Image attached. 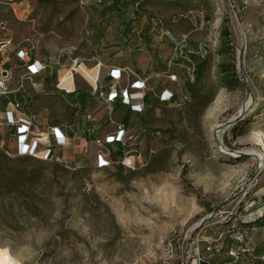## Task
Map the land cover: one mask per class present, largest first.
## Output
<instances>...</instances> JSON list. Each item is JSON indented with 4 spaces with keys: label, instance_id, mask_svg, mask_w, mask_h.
<instances>
[{
    "label": "rangeland",
    "instance_id": "obj_1",
    "mask_svg": "<svg viewBox=\"0 0 264 264\" xmlns=\"http://www.w3.org/2000/svg\"><path fill=\"white\" fill-rule=\"evenodd\" d=\"M98 3L0 0L2 55H12L16 72L21 63L14 51L21 46L46 61L75 60V83L89 90L95 53L87 31L96 25ZM153 5L168 31L186 34L185 46L210 49V70L221 27H227L223 41L231 50L224 58L233 59L234 79L219 83L210 101L187 113L177 107L186 78L179 70L176 101L131 117L140 142L133 156L111 158L103 144L91 141L72 161L49 160L44 180L30 190L0 191V246L21 264H186L197 253L208 255V244L218 251L240 226L241 214L259 216L261 228L249 237L264 240V0ZM168 78L152 76L146 86L168 88ZM52 81L49 76L45 84ZM60 84L72 88L66 75ZM41 99L51 118L65 117L63 99ZM102 101L93 96L89 109L104 107ZM125 112L115 104L110 117L117 122ZM162 147L168 152L160 168L146 172V159ZM98 154L106 165L97 166Z\"/></svg>",
    "mask_w": 264,
    "mask_h": 264
},
{
    "label": "trees",
    "instance_id": "obj_2",
    "mask_svg": "<svg viewBox=\"0 0 264 264\" xmlns=\"http://www.w3.org/2000/svg\"><path fill=\"white\" fill-rule=\"evenodd\" d=\"M174 1L168 0L167 4H174ZM145 3L146 0H99L97 22L96 25L89 26L87 32H91V34L88 36L87 42L92 46L95 55L106 65L127 67L137 77L145 79L147 84L150 77L155 76V74L163 77H168V75H176L177 77V72L183 70L186 76L183 81L185 97L177 102V107L181 111L193 113L212 99L219 83H228L234 79L231 74L235 70L233 59L224 58L231 48L228 42L223 41V38L229 36L230 31L224 25L221 27L220 43L212 51L218 60L216 67L210 70L208 67L210 49L203 56L187 50H184L181 55L175 56V42L163 31L166 26L150 9L149 6L153 4ZM114 30H117V35L109 38L108 34L114 33ZM170 34L173 38H179L171 32ZM109 40L112 41L109 42ZM191 44L193 47L197 46L194 42ZM188 68H192L190 74L187 71ZM105 78L109 84L110 75H106ZM168 80L171 81L169 88L172 89L175 80L171 77ZM161 89L162 87L159 86L144 93L142 98L144 107L153 108L178 99V95L174 93L170 101L160 100ZM74 93L75 96H73ZM89 98L88 92L80 88L64 94L66 109L68 114L72 116L69 123L74 125L82 123V116L87 109ZM115 104L122 105L126 109L123 119L117 122L128 125L131 117L139 114L122 102L120 97H116L112 102L110 116ZM85 124L90 126L91 121ZM92 134L94 137V133ZM139 146L138 140H127L125 144L114 141L107 145L109 152L116 158H121L125 154L137 153ZM167 152L168 149L165 147L152 152L146 159L143 169L146 172L159 169L167 156ZM48 161L31 155L9 154L5 148L0 147V191L10 192L20 190L21 187L25 186L27 190H30L32 186L44 180L43 169L50 164ZM52 165L55 167L58 164ZM29 203H32L31 196ZM259 220V216L248 218L246 214H241L238 219L240 226L233 229L232 232L234 234L236 231H243L245 237H249L251 233L257 232L261 228L258 226L262 224ZM255 229L256 231H254ZM259 253H264V240L261 239H258L257 242L253 241V247L246 256L242 255L238 259L229 256L224 264H258L257 261L251 259V256ZM203 261L200 264H204ZM206 264H213L210 258Z\"/></svg>",
    "mask_w": 264,
    "mask_h": 264
},
{
    "label": "crops",
    "instance_id": "obj_3",
    "mask_svg": "<svg viewBox=\"0 0 264 264\" xmlns=\"http://www.w3.org/2000/svg\"><path fill=\"white\" fill-rule=\"evenodd\" d=\"M168 0H146L145 4H167ZM152 10L154 5L149 6ZM160 13V12H159ZM207 18V15L203 16ZM200 20V19H199ZM197 22V20L195 19ZM117 30H114V33L110 32L109 38L116 36ZM112 40H109V42ZM5 45V44H3ZM2 45V46H3ZM2 46L0 47V76L3 77L5 80V87L6 92L0 93V147L5 148L7 152L14 153V146H15V128L13 125L7 124L4 120V110L9 108L10 103L13 100H19L21 103V110L32 119L33 124L38 127L42 131H47L50 126H58L63 134L66 136L65 142L62 145H57L55 147L56 154L59 160L63 161H72L74 160L75 153H77V149L80 148L79 152H82V147L87 144L88 142H94V139L97 137H103L106 133L111 132L115 128L116 123L122 122H114L110 119V125L108 124V119H106V114L110 117V111L112 108V103L108 104L107 102L102 101L103 106L97 108H91L90 106V99L95 96V98H100L98 96V90H102L107 92L112 87L116 89H120L124 85H128L133 78L137 77L131 70L124 71L120 78L116 81V83H112L110 78V83L107 84L105 81V76L108 75V68L110 66L106 65L98 56L94 55L93 58L99 59L101 61V65L98 67L95 63L92 65L90 70L94 71L95 74H98V81H97V90H94L93 85L94 83L91 80H87L89 83V90L82 88L79 86L78 83H75V73L71 79L72 88H67L68 86L61 85L57 86V81L64 75H66V70L70 67V63H61L60 61H46L43 58L36 57L29 48L25 46H21L19 48H26L29 50L30 58L37 59L38 61L45 63L43 69L39 72L36 76L37 86H32L28 80V78L22 77L26 73L25 63L20 60L17 55L16 51L14 54L16 55L17 59H19L21 65L18 72L15 71V65L12 63L11 57L12 55L8 53L7 55H2L3 49ZM72 64V63H71ZM59 66V67H57ZM61 68H63V72H61ZM131 72L134 77L131 78ZM16 73V74H15ZM94 74V75H95ZM51 76L52 83L45 84L48 77ZM130 77V79H128ZM146 85H147V81ZM76 88H80L81 90H85L88 92L90 98L87 109L85 114L82 116V123L79 125H74L69 123L72 116L68 114V110L66 111L65 117L61 120L56 118H51L49 115V106L41 99L44 95L49 94L50 97H58L64 99V94L73 92ZM169 88V87H168ZM149 89V88H148ZM150 88L149 90H152ZM59 90V92H57ZM75 96V93L73 94ZM41 97V98H40ZM44 99V98H43ZM42 100V101H41ZM89 114V118L86 115ZM133 114V112H131ZM75 116V115H74ZM91 121L90 126H86L85 123ZM126 126H129L126 124ZM103 128H107L106 131L102 132ZM111 128V129H110ZM70 130H73V133H70ZM94 133V137L93 134ZM102 133V134H101ZM49 140L53 141V136L50 134L48 135ZM102 145V144H101ZM107 145L110 143H103V147L107 150L111 158H115L112 153L109 152V148ZM95 159V158H94ZM256 231V230H255ZM251 238V237H250ZM234 240L229 236L221 245V250L215 251L213 254H208L204 256V264L210 258L213 264H224L225 261L228 260L229 255L227 254V249L230 245H232ZM251 242L252 238H251ZM206 253V252H204ZM212 256V257H211ZM201 261H198L196 257H192L187 264H200ZM181 264V263H176Z\"/></svg>",
    "mask_w": 264,
    "mask_h": 264
},
{
    "label": "built area",
    "instance_id": "obj_4",
    "mask_svg": "<svg viewBox=\"0 0 264 264\" xmlns=\"http://www.w3.org/2000/svg\"><path fill=\"white\" fill-rule=\"evenodd\" d=\"M163 31L175 42V56L181 55L184 50L191 52L194 51L201 56L206 54L207 49L199 43H196V47L185 46L187 42L186 34H181L179 35V38L176 39L173 38V36L167 29ZM2 45L3 44H0V47ZM16 55L25 63L26 73L22 77L28 78L32 86H37L38 83L36 80V76L43 69L45 63H42L37 59L31 60L29 50L26 48H19L16 51ZM95 64L99 67L101 65V61L99 59H96ZM78 67H80V63H76V61L73 60V63L65 72L66 76L72 78ZM191 70L192 68H188L187 71L189 74L191 73ZM124 71H129V69L127 67L119 66L109 67L108 74L110 75L112 83H116V81L120 78L121 74ZM155 76H158V74H155ZM168 77L177 80L176 75H168ZM90 80L94 83V90H97L98 74H95L94 77ZM56 84L57 86H59L60 80H58ZM148 90L149 89L146 86L145 79L136 77L128 85H125L120 89L112 87L107 92L98 90V96L108 104L112 103L116 97H120L121 101L127 104L132 110L140 112L144 108L142 101L143 95ZM3 92H6L5 80L0 76V93ZM174 93L177 94L176 90L162 87L159 93V99L162 101H170ZM20 108V101L13 100L10 103L9 108H6L4 110L5 122H7V124L9 125H13L15 128L14 153L11 154L20 156L31 155L43 160H59L55 151V147L57 145H62L65 142L66 138L61 129L58 126H50L47 131L40 130L33 124L32 119L28 117ZM86 117L89 118V114H87ZM50 134L53 136V141H50L48 138V135ZM136 138L137 134L131 126H126L124 123H116L113 131L106 133L103 137L95 138L94 141L98 145L103 143H111L114 141L125 144L127 140H136ZM125 155L129 157L133 156V154ZM96 163L97 166L100 167L106 165L108 163V160L103 158L102 155L98 154L96 157ZM231 238L235 240V243L229 246V248L227 249V254L233 259H238L242 255L246 256L247 252H249V250L253 247L251 238L245 237V232L243 231H236L231 235ZM206 248L210 250L209 254L214 253V250L212 251V248L209 244L206 246ZM220 248L221 247L217 248L216 250H219ZM196 258L198 261H202L204 259V256H200L197 253ZM251 259L257 261L258 264H264V253L252 255Z\"/></svg>",
    "mask_w": 264,
    "mask_h": 264
},
{
    "label": "bare ground",
    "instance_id": "obj_5",
    "mask_svg": "<svg viewBox=\"0 0 264 264\" xmlns=\"http://www.w3.org/2000/svg\"><path fill=\"white\" fill-rule=\"evenodd\" d=\"M0 264H21L7 247L0 246Z\"/></svg>",
    "mask_w": 264,
    "mask_h": 264
}]
</instances>
